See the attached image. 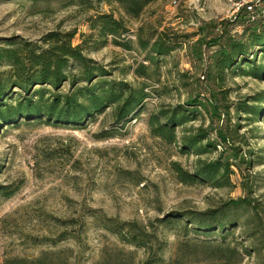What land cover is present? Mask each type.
Here are the masks:
<instances>
[{"label":"rangeland","instance_id":"1","mask_svg":"<svg viewBox=\"0 0 264 264\" xmlns=\"http://www.w3.org/2000/svg\"><path fill=\"white\" fill-rule=\"evenodd\" d=\"M241 1L154 0L130 18L115 2L0 0L3 76L12 74L7 50L21 49L25 42L40 46L50 31H74L73 45L107 69L105 79L147 93L121 121L112 107L80 126L46 118L0 121V264L41 256L43 264H264V74L257 78L225 70L221 81L214 70L220 49L246 36L247 13L236 10ZM257 5L256 13L264 11V1ZM99 13L123 20L127 32L119 40L130 41L129 49L113 44L110 36L102 43L90 29ZM139 27L144 38L162 33L168 39L171 50L157 64H150L147 51L138 46ZM140 63L148 66L145 77L134 73ZM67 71L77 73L72 67ZM86 85L66 79L59 92ZM195 96L217 101L221 116L210 120L202 111L191 125H220L238 148L237 159L230 161L240 169L232 166L227 186L183 183L173 166L192 171L198 157L214 159L221 146L200 156L183 154L178 142L150 133L151 114ZM239 105L259 106L261 113H245ZM208 135L215 138L210 128ZM243 156L249 165L241 163ZM240 197L252 205L233 209L236 221L224 233L217 226L204 236L183 216L174 220L187 211L226 209ZM118 229L145 232L146 246L120 238Z\"/></svg>","mask_w":264,"mask_h":264},{"label":"trees","instance_id":"2","mask_svg":"<svg viewBox=\"0 0 264 264\" xmlns=\"http://www.w3.org/2000/svg\"><path fill=\"white\" fill-rule=\"evenodd\" d=\"M97 1L115 2L127 16L137 18L154 0ZM237 19L238 17L234 21L237 22ZM247 22L249 24L244 29L245 38L229 40L214 58L215 76L221 81L225 77V70L229 72L236 70L239 75H251L257 78L264 74V18L259 17L253 22L248 20ZM90 29L96 32L102 43L106 42L107 37L110 36L113 44L125 49L130 48V41L119 40L121 35L127 32L123 20L114 17L112 13L96 15L90 20ZM142 31L143 27H139L138 46L147 51L146 60L150 64H157L159 56L168 54L171 50L168 39L162 33H159L155 39L144 38ZM74 35V31H50L41 39L40 46L25 42L21 49L6 51L12 74L7 78L2 74L5 72L0 73V121L15 123L19 117L39 118V120L46 118L56 123L80 126L85 125L94 117V114L107 107H112L117 121L132 115L136 106L147 95L144 88L131 87L130 84L115 79H105L104 77L109 75L107 69L88 58L81 45H73ZM253 48L257 50L251 53L249 58ZM259 61L261 63H256ZM69 67L75 69L77 73L68 72ZM147 68V65L140 63L134 69V73L136 76L145 77ZM99 76H102V79L95 80ZM66 79L71 85L79 81L87 85L69 93H61L59 88L62 81ZM36 85L38 86L35 87ZM11 88H18L21 93L11 92ZM219 108L221 105L217 101L203 102L195 96L189 97L183 104L160 109L149 117L150 133L167 143L178 142L180 152L183 154L193 153L200 156L216 151L217 146H221V151L214 159L198 157L192 171H184L177 163H173L178 178L183 183H201L220 188L231 184L230 177L234 174L232 166L240 169L237 161H230L231 158L237 159L238 148L230 142L229 134L222 126L210 125L203 128L202 124L197 127L191 125L200 120L202 111L210 120L221 116ZM225 108L228 112V107ZM238 108L249 114L261 113V108L255 105H239ZM209 128L215 132L214 139L208 135ZM241 159V163L245 166L249 165L250 161L244 156ZM243 203L252 205L250 200L240 197L231 200L226 205V209L187 211L174 216L176 217L174 220L177 221L180 216H183L187 222H194L195 229L204 236H210L217 226H220L221 232L224 233L236 221V217L230 213ZM171 220L173 219L167 217L161 219L168 222ZM115 232L120 238L138 247L146 246L145 232L127 231L125 233L122 229ZM43 259L42 256L34 259H5L2 264H41Z\"/></svg>","mask_w":264,"mask_h":264},{"label":"built area","instance_id":"3","mask_svg":"<svg viewBox=\"0 0 264 264\" xmlns=\"http://www.w3.org/2000/svg\"><path fill=\"white\" fill-rule=\"evenodd\" d=\"M258 0H244L237 4L236 10H240L241 8L245 10L247 13V20L254 21L259 17L264 18V11L256 13L257 8L260 5H257ZM264 1V0H261Z\"/></svg>","mask_w":264,"mask_h":264}]
</instances>
